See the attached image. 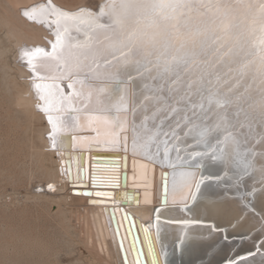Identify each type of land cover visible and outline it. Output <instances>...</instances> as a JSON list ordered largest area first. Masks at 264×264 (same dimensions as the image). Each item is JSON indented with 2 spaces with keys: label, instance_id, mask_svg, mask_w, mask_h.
<instances>
[{
  "label": "snow or ice",
  "instance_id": "6c2138e0",
  "mask_svg": "<svg viewBox=\"0 0 264 264\" xmlns=\"http://www.w3.org/2000/svg\"><path fill=\"white\" fill-rule=\"evenodd\" d=\"M52 11L51 50L36 47L21 56L34 81H53L34 83L42 93L40 108L48 114L53 148L67 147L61 134L84 130L86 121L97 133L88 143L111 150L122 144L127 151L129 136L121 133L131 129L133 155L162 156L171 169L170 181L164 175L161 204L179 203L182 211L197 200L206 181L227 178L239 188L246 178L259 176L264 186V0H107L98 12ZM23 15L37 19L35 9ZM73 30L83 39L72 36ZM64 79L72 89L67 96L55 83ZM86 139L72 136L73 146ZM206 161L220 166L222 175L200 173ZM255 192L253 186L246 195ZM122 219L131 225L127 213ZM179 223L187 228L203 221ZM143 231L147 241L148 229ZM190 238L185 233L180 245ZM261 247L264 243L249 256ZM148 255L160 264L150 241ZM134 259L144 264L139 248Z\"/></svg>",
  "mask_w": 264,
  "mask_h": 264
},
{
  "label": "bare ground",
  "instance_id": "6f19581e",
  "mask_svg": "<svg viewBox=\"0 0 264 264\" xmlns=\"http://www.w3.org/2000/svg\"><path fill=\"white\" fill-rule=\"evenodd\" d=\"M72 2L74 3L73 0ZM106 2L107 0H79V4L66 7L59 4L58 0H0V179L11 184V187L13 184L23 187V194H19L18 200L22 202L24 210L29 211L28 209L32 208L35 211L33 214H36L38 220H42L46 215L55 223L59 230L56 231L61 237H57V233L56 235L53 233L54 236L57 239L63 238L62 240L69 245V248L73 247L70 253L77 252V257L73 258L74 261L66 264H125V262L126 264H135L130 244L131 231H128L126 222L122 219L124 213H127L132 221L131 225L129 221L128 224L138 240L142 252L141 260L144 261V264H151L148 244L141 235L139 227L136 226V219L140 227L145 225L151 232L152 244L161 264H165L164 257L161 256L165 244L171 238L179 239L180 243V238L185 233H188L191 238L185 239L184 243L180 245V251L184 256L181 258L180 264H202L192 262L198 254L212 253L220 257L228 255L227 253L230 251L235 254L238 249L250 250L255 245L260 247L264 243V191H261L264 186L259 184V176L252 179L246 178L239 188L235 186L234 181L227 178L219 184L215 181H206L195 202H189L183 211L181 210L183 205L169 203L167 204L168 208H173V206L178 208L175 212H170L172 210L161 206V200L163 198L164 175L169 174L170 181L171 169L161 167L158 171L156 166H150L147 163L143 153L133 155L131 129L128 133H121V136L125 134L129 136L127 151L124 150L122 144L119 150H111L88 143L87 140L95 137L97 133L90 130L86 121H83L84 130L61 134L60 141L67 147L59 145L56 148L52 147V140L49 137L51 125L47 120L48 114L40 108L44 101L39 99L42 93L34 87V83H53V81H34L33 73L29 71L26 59L22 58L21 53L24 50L31 51L36 47L44 48L46 51L51 50L50 41H54L56 29V25L53 23L56 19L52 11L53 8L59 12L70 14L78 13L81 9L98 12L100 6ZM33 9L36 11L37 19L25 18L23 11H32ZM71 35L77 39H83V35L74 30ZM41 74L50 75V73L43 72ZM55 83H58L63 89L65 96L72 91L68 87L67 79L58 80ZM51 114L54 117L61 115L55 112ZM65 118L71 119V116ZM92 127H99L101 133L104 132L101 125ZM72 136L87 139L82 144L77 143L76 146H73ZM80 154L82 163H80ZM123 156L125 158L124 167L122 166ZM94 157H103L118 162L114 163L115 165L108 162L102 164V162L93 161ZM67 161L70 163L71 180L68 177ZM107 168L116 170L117 173L114 174L117 177L122 172L125 173V187L114 183L117 188H112L113 195L118 190V193L122 192L123 196L118 194L109 203L93 204L79 194L71 195L73 189L97 188L92 186L94 185L92 181H94V177L98 176L91 174H100L102 171L108 170ZM81 173H83L82 179L80 178ZM201 173L203 175H222L220 166L207 161ZM110 184L112 183H107V185ZM253 186H255L256 192L254 196H250L251 200L248 203L250 207L246 208L245 204H241L240 198L244 192L251 191ZM1 191L3 193V190ZM11 192L10 194H13ZM128 192L131 194H127ZM133 193H137L138 197L134 199ZM7 201L3 203H8ZM9 208L11 207L9 206ZM159 208H164L160 211L163 217L170 216V220L173 217V221L159 219L155 221L156 227H154L153 211L155 212ZM19 211L22 210L18 209ZM41 213L44 215L42 216ZM109 213L112 215L110 216ZM7 214L5 215L8 217ZM27 214L24 213L20 217L25 220L31 218L27 217ZM40 215L43 217L42 219ZM139 215L141 218L138 217ZM185 219H198L203 221V224L185 228L179 223ZM33 220L35 222V219H32V224ZM29 221L28 223L23 221L24 226L22 225L19 229L12 224L13 222L11 223L13 226L9 227L8 236L6 235L9 240L8 244L3 246L4 252L8 253L6 262H4L7 264H63L60 258L55 261L50 259V257H57L61 253L57 254L58 250L52 248H55L54 244L58 240L53 241L51 235L50 241L52 240L53 245L51 244L52 247H50V244L48 245L50 241L46 242L47 240L38 238L42 233L34 237ZM42 222L40 223L42 224ZM18 225L20 224L18 223ZM118 225L119 236L116 235ZM207 225H215L216 230L213 231ZM42 226L44 227V223ZM34 227L36 228V226ZM156 228L159 229L158 237ZM46 231L48 232V230ZM43 234L42 237L46 235ZM229 240H234L236 244L226 247L225 243ZM59 241L61 242L60 239ZM121 242L123 248H121ZM3 244L5 243L3 242ZM67 249L63 252H67L69 250ZM253 252H257V250ZM260 253H264V251H260L254 257L232 255L226 259L224 264H228L229 261L234 264H264V256ZM67 255L69 254L66 253ZM212 263L213 261L210 260L203 264Z\"/></svg>",
  "mask_w": 264,
  "mask_h": 264
},
{
  "label": "rangeland",
  "instance_id": "374dc122",
  "mask_svg": "<svg viewBox=\"0 0 264 264\" xmlns=\"http://www.w3.org/2000/svg\"><path fill=\"white\" fill-rule=\"evenodd\" d=\"M66 1H67V0H65V1H63V0H62V1H61V0H58L59 4H61L62 6H66V7L69 6V5H73V4H75V5H76V4H79V0H73L74 3L72 2V0L67 1L68 3H67ZM75 1H76V2H75ZM71 2H72V3H71ZM77 2H78V3H77ZM70 3H71V4H70ZM91 3H92V2H91ZM0 181H2V183H0V188H1V189H0V196L2 195V196L0 197V200H2V201H0V203H1V204H0V213L2 214V215L0 214V226H1V228H0V230H1V231H0V240H1L0 243H1V242H2V243H3V242L5 243V244H3V245H2V243L0 244V246H2V247H0V253H1L2 251H3V253H4V254H3V253L0 254V261H1L0 264H7V263H5V262H6L5 259H6V256H7L8 253L4 252V250H3V246H6V244H8V241H9V240H7V239H8L7 236H8V229H9V227L15 225V227H17V229H19V227H21V226L24 224L23 221H25V223H26V222L28 223L29 219H31V221H29V222H30L29 226H30V228H31V232H32V234H33L34 237H37V235H39V234H41V233H42L41 235L43 236V235H44L43 233H45V234H46V235H45L46 237L44 236L45 238L42 237L41 235H39L38 238H43L44 240H47L46 242H49L50 239H51V235H52V239H53V241L58 240V241L56 242V244H54V245H55V248L52 247V245H53V242H51L52 240L50 241L51 243H50V242L48 243V245L50 244V247H52L53 249H57V250H58V251H57V254H58L59 252H61V253H59L60 255L58 254L59 257H58V255H57V257L54 255V256L56 257V258L53 257L54 260H53L52 257H50V259H51L52 261H55L56 259H59V258H60V260L63 262V264H66V263H69V262H71V261H74V259L77 257V256H76V255H77V254H76L77 252H76V251H73L74 253H73V252L70 253V251H72V248H73V247H70V248H71V250H70V248L68 247L69 245H68L67 243H65L64 240H62L63 238H62V239H61V238H58V239H57V237H61V235H59V232H58L59 230H58L57 226L55 225V223H53V221L50 220L49 218H47V216L44 215L43 213H41V215H42V216L44 215L43 217H44L45 219L40 215L41 217H40V216H39V217H40L41 219H42V218H43V219H42V220H40V219L38 220V219L36 218V214H35V215L33 214V212L35 213V211H34L32 208H29V209H28V210L31 211L32 213H28L29 211H26V209L24 210V208H23V206H22V205H23L22 202H19V200H18V199H19V194H21V195L23 194V192H22V191L24 190L23 187H21V186H19V185H17V184H15V185L13 184V186L11 187V186H10L11 184H8L6 181L1 180V179H0ZM5 182H6V183H5ZM1 184H2V185H1ZM1 186H3L4 188L1 187ZM5 186H7L8 188L5 187ZM17 186L20 187V188H18ZM10 187H11V188H10ZM14 187H15V188H14ZM4 189H6V190H4ZM8 189H9V190H8ZM10 189H11V190H10ZM12 189H14V190L12 191ZM17 189H18V190H17ZM1 190H3V193H2ZM7 190H8V192H7ZM4 191H5V192H4ZM11 191H12V192H11ZM14 191H15V192H14ZM20 191H21V192H20ZM6 192H7V193H6ZM10 192L13 193V194H10ZM16 192H17V193H16ZM5 193H6V194H5ZM3 194H4L5 196H4ZM9 194H10V195H9ZM17 194H18V195H17ZM7 195H8V196H7ZM11 196H12V197H11ZM6 197H7L8 199H7ZM7 200H10V201H7ZM6 201H7L8 203H9V202H10V203H9V204H8V203H3V202H6ZM11 201H12L13 204L11 203ZM17 202H18V205H17ZM2 203H3L4 205H3ZM20 204H21V206H22V209H21ZM5 205H9L11 208H9V206H5ZM1 206H2V207H5V208H2ZM12 206H13V207H12ZM17 207H19V208H17ZM6 209H7V211H5ZM18 209H19V210H22V211H19V212H24V211H26V212H24V213H26V214L28 213V214H27V217H31V218H28V219L26 218L27 220H25L23 217H20V215L22 216V214L24 215V213H19V212H18ZM9 210H11V211H9ZM3 211H4V212H3ZM8 211H9V214H7ZM3 214H4V215H3ZM5 214L9 215L10 217H9V216L7 217ZM10 214H11V215H10ZM12 214H13L14 217L12 216ZM18 214H19V215H18ZM31 214H32V215H31ZM17 215H18V217H17ZM2 216L5 218V220H3L4 218H3ZM15 216H16V217H15ZM33 216H34V218H33ZM19 217H20V218H19ZM1 218H2V219H1ZM7 218H8V220H7ZM13 218H14V219H13ZM17 218H19V219H17ZM10 219H12V220H10ZM16 219H17V220H16ZM21 219H22L23 221H22ZM32 219H35V222H34V220H33V222H34L33 224H32ZM48 219H49V220H48ZM14 220H15V221H19L18 223H19L20 225H18V223L15 222ZM20 220H21V221H20ZM37 220L40 221V222L43 221L42 224H41L40 222H38ZM1 221L4 222V223H2ZM13 221H14V222H13ZM46 221H47V222H46ZM12 222H13V223H12ZM20 222H21V223H20ZM36 222H37V223H36ZM45 222H46V224H47V223H51V222H52V223L49 224L50 226H49V225L47 226V225L45 224ZM1 223H2V224H1ZM11 223H12L13 225H12ZM22 223H23V224H22ZM43 223H44V227L46 226L45 228L42 226ZM3 224H4V226H3ZM8 224H9V225H8ZM34 224H35V225H34ZM40 224H41V225H40ZM53 224H54V225H53ZM5 225H6V226H5ZM37 225H38V226H37ZM52 225H53V226H52ZM23 226H24V225H23ZM31 226H33V227L36 226V228H35V227L33 228V227H31ZM39 226H40L41 228H40ZM54 226H55V227H54ZM48 227H49V228H48ZM50 227H51V228H50ZM52 227H54V228H52ZM37 228H39V229L37 230ZM43 228L46 229V230H48V232H50L51 234L48 233V232H47L46 230H44ZM47 228H48V229H47ZM55 228H57V229H55ZM34 229H35L36 231H35ZM49 229H50V230H49ZM51 229H52V230H51ZM40 230H41L42 232H41ZM56 230H58V231H56ZM33 231H34V232H33ZM37 231L39 232L38 234H37ZM45 231H46L47 233H46ZM53 231H54V232H53ZM55 231H56V232H55ZM4 232H5V234H4ZM35 232H36V233H35ZM53 233H55V235H56V233H57V235H56L57 237H55ZM1 234H2L3 236H2ZM6 235H7V236H6ZM48 235H49V236H48ZM40 236H41V237H40ZM47 236H48V237H47ZM53 236H54V237H53ZM49 237H50V238H49ZM1 238H2V239H1ZM48 239H49V240H48ZM59 239L61 240V242L59 241ZM2 240H3V241H2ZM63 241H64V242H63ZM44 242H45V241H44ZM58 242L63 243V244H60V243H58ZM51 244H52V245H51ZM62 246H63V247H62ZM50 247H49V248H50ZM57 247H59V248H57ZM60 247H61V248H60ZM64 248H65V249L68 248L69 250H68V249H67V250L69 251V253H68V251H67V252H63V251H66ZM61 250H62V251H61ZM66 253L69 254V255H67L68 257L66 256ZM5 254H6V255H5ZM63 254H64V255H63ZM70 254H73V255H70ZM84 254H86V253L84 252ZM65 256H66V257H65ZM1 258H2V259H1ZM64 258H65V259H64ZM73 258H74V259H73ZM3 259H4V260H3ZM4 261H5V262H4ZM3 262H4V263H3Z\"/></svg>",
  "mask_w": 264,
  "mask_h": 264
},
{
  "label": "water",
  "instance_id": "95a60500",
  "mask_svg": "<svg viewBox=\"0 0 264 264\" xmlns=\"http://www.w3.org/2000/svg\"><path fill=\"white\" fill-rule=\"evenodd\" d=\"M79 158H80V163H82V155L80 154L79 155ZM145 158V160H147L148 162H150V163H152V164H154V165H156L157 167H159V168H161V167H164V168H168L166 165H164L163 164V160L162 159H153V160H148V159H146V157H144ZM94 159L95 160H93V161H96V162H102V164H104V162H108V163H112L111 165H115L114 163H117L118 161H116V160H107V158H103V157H94ZM97 159H104V160H97ZM124 162H125V158H124V156H123V160H122V166L124 167ZM70 167V163L67 161V170H68V168ZM170 169V168H169ZM201 170L202 169H200L199 170V172L201 173ZM94 175H96V174H94ZM116 179H118V182H115V183H119L120 184V187H125V182H126V176H125V173L124 172H122L121 174H120V176L119 177H116ZM70 180V179H69ZM95 183H96V181H95ZM115 185V184H114ZM114 187H117V185L116 186H114ZM246 193H247V191L246 192H244L243 193V195L241 196V198H240V202H241V204H248V203H250V200H251V198H250V196H247L246 195ZM112 194V193H111ZM119 193L117 192L116 194H114V197L116 198V196L118 195ZM127 194H131L130 192H128ZM119 196H123V193L122 192H120V194H119ZM138 197V195H137V193H133V198L135 199V198H137ZM91 203V202H90ZM121 203H123V202H121ZM162 207H164V208H166V209H168V210H172V211H170V212H175L178 208H175L174 206H173V208L171 207V208H168V205H161ZM164 208H159V209H164ZM153 216H154V219H153V221H154V225H156L155 223V221L157 220H159V219H166V221H170V222H172L173 221V217H171V220L169 219L170 218V216L169 217H167V218H165V217H163L162 215H161V212H159V213H157V211H153ZM130 217V216H129ZM138 217H140L141 218V216L139 215ZM126 222V226L129 228V224H128V221H125ZM136 226H138L139 227V230H140V233H141V235L144 237V239H145V236H144V231H143V229L144 228H146V226L144 225V226H139V223H138V220L136 219ZM156 231H157V228H156ZM162 236H163V234H161ZM133 239H132V238ZM151 232L148 230V240L146 241V243L148 244L147 245V247H149V241L151 242V244H152V240H151ZM171 238V237H170ZM130 239H131V241H130V244L132 245V253H133V255H134V257H135V255H136V251H137V248H139V250H140V246H139V244H138V240L135 238V234H134V232H133V229H131V233H130ZM133 240H135L136 241V243L135 244H133L132 243V241ZM236 244V242L234 241V240H229V242H227V243H225V246L227 247V246H233V245H235ZM153 245V244H152ZM177 245H180V243H179V239H177V238H171V239H169V241L165 244V246H164V252H166L167 253V255L166 256H163L164 257V262H165V264H180L181 263V258H183L184 256L182 255V253H181V251H180V246L179 247H177ZM257 248H258V246H256L255 245V247L253 248V249H250V250H246V249H244V250H240V249H238V252H236L235 254L232 252V251H230V252H228L227 254L228 255H222V256H220V257H218V256H216V255H213L212 253H203V254H198V256L197 257H194V259L192 260V262H198V263H205V262H208V261H213V263L212 264H224L225 262H226V259L229 257V256H234V255H236L237 254V256H239V257H241V256H248L249 255V253H253V251L254 250H257ZM153 251H154V253H155V255H156V252H155V250H154V247H153ZM260 251H264V248H260ZM140 253H141V259H142V252H141V250H140ZM156 259H157V261H159V258H158V256L156 255ZM150 261H151V264H152V257L150 256ZM124 262H125V260H124ZM125 264H126V262H125ZM160 264H161V262H160Z\"/></svg>",
  "mask_w": 264,
  "mask_h": 264
}]
</instances>
